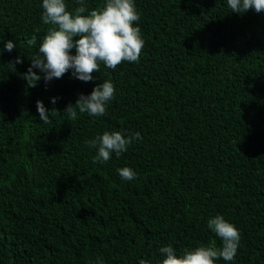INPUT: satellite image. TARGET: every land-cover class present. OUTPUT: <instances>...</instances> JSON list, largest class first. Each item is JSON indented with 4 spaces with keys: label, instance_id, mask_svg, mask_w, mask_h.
<instances>
[{
    "label": "trees",
    "instance_id": "obj_1",
    "mask_svg": "<svg viewBox=\"0 0 264 264\" xmlns=\"http://www.w3.org/2000/svg\"><path fill=\"white\" fill-rule=\"evenodd\" d=\"M42 2L0 0V264H162V246L219 247L207 227L216 216L241 234L234 264H264V13H232L227 0H134L138 63L29 88L21 74L50 27ZM86 3L90 12L104 0ZM109 79L106 114L69 120L66 107ZM37 101L57 110L50 124ZM106 131L142 139L93 163L85 141ZM124 167L133 181L120 178Z\"/></svg>",
    "mask_w": 264,
    "mask_h": 264
},
{
    "label": "clouds",
    "instance_id": "obj_2",
    "mask_svg": "<svg viewBox=\"0 0 264 264\" xmlns=\"http://www.w3.org/2000/svg\"><path fill=\"white\" fill-rule=\"evenodd\" d=\"M74 3L77 6L68 11L66 0H43L41 20L50 27L40 42L38 53L31 58L30 67L21 74L27 87L35 88L41 79L45 83L61 79L70 70L73 79L88 83L95 79L93 73L99 72L100 64L115 70L123 62H139L144 40L141 29L134 26L140 20L134 0H104L101 7L90 12L86 0H74ZM227 5L232 13L241 15L250 10L264 13V0H227ZM37 41L38 36L33 34L27 44L31 47ZM15 48L16 45L9 40L4 50L11 53ZM73 49L75 55L71 54ZM22 63L23 60L17 57L12 66ZM36 69L44 74L43 77ZM114 98V84L110 79L105 80L90 95L80 94L75 105L69 104L63 113L72 121L78 118V112L98 118L106 114L107 105ZM58 99L52 98L51 103L56 104ZM36 107L40 120L50 124V116L57 110L50 112L42 101H37ZM141 139L139 132L126 136L120 131H106L85 143L89 149L96 150L93 163L105 164L113 153L119 157ZM117 172L126 181H133L137 175L129 167L119 168ZM207 227L221 241L219 247L209 244L185 249L178 254L171 245L162 246L158 250L162 264H217L221 259L234 264L241 241L239 230L223 216L209 219ZM139 264H146V261L140 260Z\"/></svg>",
    "mask_w": 264,
    "mask_h": 264
}]
</instances>
